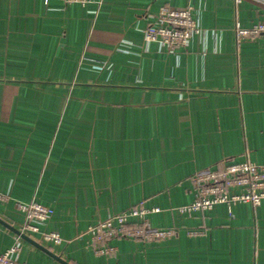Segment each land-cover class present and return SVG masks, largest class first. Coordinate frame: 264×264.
<instances>
[{
    "label": "crops",
    "instance_id": "0c3cea01",
    "mask_svg": "<svg viewBox=\"0 0 264 264\" xmlns=\"http://www.w3.org/2000/svg\"><path fill=\"white\" fill-rule=\"evenodd\" d=\"M191 6L185 46L144 40L159 6ZM264 0H0V217L52 208L32 238L73 264H264V198L180 213L190 175L222 160L264 163ZM143 201L170 237H120L97 255L78 234ZM191 230H199L192 234ZM61 264L0 224V252Z\"/></svg>",
    "mask_w": 264,
    "mask_h": 264
},
{
    "label": "built area",
    "instance_id": "2783aa9c",
    "mask_svg": "<svg viewBox=\"0 0 264 264\" xmlns=\"http://www.w3.org/2000/svg\"><path fill=\"white\" fill-rule=\"evenodd\" d=\"M92 0H62L65 4L77 2L85 5ZM239 1V0H235ZM199 27L191 12V6L174 7L168 3L159 6L155 23H149L143 30V38L168 48L185 46ZM235 41L240 43L247 39L264 37V20L251 26H241L238 22L233 27ZM194 198L186 204L177 206L180 213L202 211L218 203L228 206L238 202H249L257 206L264 198V163H255L248 159L240 161L222 160L213 166L195 170L190 175ZM0 199H5L0 194ZM17 207L24 213L20 229L27 234L40 232L41 241L60 243L62 237L56 231H40L39 223L45 221L52 213V208L37 201L18 202ZM158 206L147 207L143 201L129 208L111 214L106 218L89 224L78 234L80 239L99 255H109L116 251L112 241L124 237L141 241L157 240L170 237L174 230L150 224L147 213L159 211ZM199 230H191L194 234ZM15 244L6 246L0 252V264H24L17 261L13 254Z\"/></svg>",
    "mask_w": 264,
    "mask_h": 264
},
{
    "label": "water",
    "instance_id": "95a60500",
    "mask_svg": "<svg viewBox=\"0 0 264 264\" xmlns=\"http://www.w3.org/2000/svg\"><path fill=\"white\" fill-rule=\"evenodd\" d=\"M0 224L3 225L4 227H6L7 229H9L15 235L19 236L20 238L26 240L27 242H29L30 244H32L33 246L38 248L39 250H41L42 252H44L45 254H47L48 256L53 258L54 260H56L57 262H59L61 264H73L70 261H68L67 259L63 258L61 255L55 253L54 251H52L51 249H49L48 247L43 245L41 242L32 238L29 234L22 231L20 228L12 225L11 223L7 222L6 220H4L1 217H0Z\"/></svg>",
    "mask_w": 264,
    "mask_h": 264
},
{
    "label": "rangeland",
    "instance_id": "374dc122",
    "mask_svg": "<svg viewBox=\"0 0 264 264\" xmlns=\"http://www.w3.org/2000/svg\"><path fill=\"white\" fill-rule=\"evenodd\" d=\"M78 238H79V237H78ZM116 239H117V238H116ZM84 241H85V240H84ZM92 251H93V250H92ZM114 253H115V252H114ZM114 253H113V254H114ZM95 254H96V253H95ZM113 254H109V255H105V256H110V255H113ZM97 255H99V254H97Z\"/></svg>",
    "mask_w": 264,
    "mask_h": 264
}]
</instances>
